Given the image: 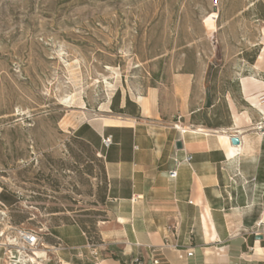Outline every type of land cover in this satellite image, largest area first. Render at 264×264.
<instances>
[{"label": "rangeland", "instance_id": "obj_1", "mask_svg": "<svg viewBox=\"0 0 264 264\" xmlns=\"http://www.w3.org/2000/svg\"><path fill=\"white\" fill-rule=\"evenodd\" d=\"M263 70L264 0H0V244L11 226L98 232L104 159L74 128L102 144L93 124L138 118L153 88L164 121L226 125Z\"/></svg>", "mask_w": 264, "mask_h": 264}, {"label": "crops", "instance_id": "obj_2", "mask_svg": "<svg viewBox=\"0 0 264 264\" xmlns=\"http://www.w3.org/2000/svg\"><path fill=\"white\" fill-rule=\"evenodd\" d=\"M177 90L184 108L187 88ZM246 90L258 104L244 98L250 109L230 105L226 125L216 126L209 108L197 123L193 111L164 121L153 88L139 102L140 117L93 124L100 138L112 137L109 148L74 128L104 159L106 215L97 243L76 222L47 226L52 261L44 264H264V85ZM189 125L207 132L180 131ZM187 153L191 163L177 164Z\"/></svg>", "mask_w": 264, "mask_h": 264}, {"label": "built area", "instance_id": "obj_3", "mask_svg": "<svg viewBox=\"0 0 264 264\" xmlns=\"http://www.w3.org/2000/svg\"><path fill=\"white\" fill-rule=\"evenodd\" d=\"M112 137H102V145L109 148L112 145ZM177 164L186 162L188 164L192 161V155L187 153L183 160L175 159ZM178 175L177 169L169 173L171 178H176ZM11 235L7 237V242L0 244V248L4 249L3 255L5 261L3 264H44V262H51L52 257L48 254L49 245L47 244L46 233L33 229H27L19 226H11ZM45 254V255H44ZM187 256H192L193 251H189ZM180 257H183L181 254ZM158 264V261H154Z\"/></svg>", "mask_w": 264, "mask_h": 264}, {"label": "trees", "instance_id": "obj_4", "mask_svg": "<svg viewBox=\"0 0 264 264\" xmlns=\"http://www.w3.org/2000/svg\"><path fill=\"white\" fill-rule=\"evenodd\" d=\"M116 104H117V103L114 104V106H113L114 108H116ZM129 104H130V100L127 99V101H126V107H127ZM119 111L123 112V109H121V110H119ZM136 116H137V117H140V114H137ZM214 122H215L216 126H221V125H222V124L216 122L215 120H214ZM82 141H85V140L82 139ZM85 142H86V141H85ZM87 143H88V142H87ZM88 144L91 145L90 143H88ZM91 146H92V145H91ZM92 147H93V146H92ZM93 148H94V147H93ZM103 170H104V172H105L106 181H107V188H108V180H107V175H106V170H105V165H104V163H103ZM105 200H106V197H105ZM105 200H104V201H105ZM104 218H105V217H104ZM70 222H76V223L80 224V226H81V227L83 228V230L86 232V234L88 235V237H89V239H90V241H91L92 243H97V242L100 241V238H99V231H98V232H95L96 234L94 235V234H92V233L89 231V229L86 227L85 224H83L82 222L77 221V220L66 221V222H63V223H70ZM58 224H61V223H58ZM58 224H54V225H58Z\"/></svg>", "mask_w": 264, "mask_h": 264}, {"label": "bare ground", "instance_id": "obj_5", "mask_svg": "<svg viewBox=\"0 0 264 264\" xmlns=\"http://www.w3.org/2000/svg\"><path fill=\"white\" fill-rule=\"evenodd\" d=\"M263 58V54L262 55H260V57H259V59L261 60ZM245 82V81H244ZM253 97V96H252ZM251 96H248L247 95V100H250L253 104H255V105H257L258 104V102L255 100V99H253ZM140 98V100H143V102L145 103L146 102V100L144 99V98H142V96H140L139 97ZM254 98H255V96H254ZM261 108V107H260ZM182 129V131H187V130H190V131H192V132H207L205 129H203V128H200V127H197V128H194V129H192V128H186V127H183V128H181ZM236 146H238V145H236Z\"/></svg>", "mask_w": 264, "mask_h": 264}, {"label": "water", "instance_id": "obj_6", "mask_svg": "<svg viewBox=\"0 0 264 264\" xmlns=\"http://www.w3.org/2000/svg\"><path fill=\"white\" fill-rule=\"evenodd\" d=\"M230 141L233 145H240L241 144V139H240L238 134H234L233 136H231ZM176 146H177V148L181 149L182 148V142L177 141ZM260 238H262V236H260Z\"/></svg>", "mask_w": 264, "mask_h": 264}]
</instances>
